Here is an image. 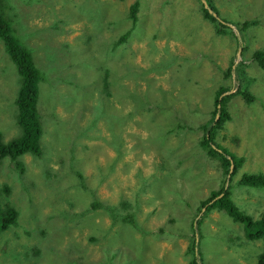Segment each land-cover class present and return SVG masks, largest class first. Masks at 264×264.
Returning <instances> with one entry per match:
<instances>
[{
    "label": "rangeland",
    "instance_id": "obj_1",
    "mask_svg": "<svg viewBox=\"0 0 264 264\" xmlns=\"http://www.w3.org/2000/svg\"><path fill=\"white\" fill-rule=\"evenodd\" d=\"M2 2L41 72L44 134L41 156L7 157L0 165V208L19 212L16 225L0 232V264H189L193 239L201 264H257L262 241L247 240L225 212H200L228 179L200 141L217 90L237 91L249 81L246 72L255 99L234 95L214 140L243 158L231 197L259 218L264 187L239 180L264 176V71L252 58L264 47V0H213L224 24L260 21L242 32L250 48L240 57L235 28L217 35L200 0H140L126 38L135 0ZM232 61L235 69L245 64L243 79L233 68L227 76ZM20 89L0 40L5 141L21 133Z\"/></svg>",
    "mask_w": 264,
    "mask_h": 264
},
{
    "label": "trees",
    "instance_id": "obj_2",
    "mask_svg": "<svg viewBox=\"0 0 264 264\" xmlns=\"http://www.w3.org/2000/svg\"><path fill=\"white\" fill-rule=\"evenodd\" d=\"M206 1L207 4L205 6L202 0H200L205 19L214 25L215 33L217 35L229 34V32L232 30V27L228 24H224L216 15H214L215 9L213 7V0ZM0 5H4L2 0H0ZM140 6V0H135V2L130 6V11L128 12L127 16L129 19H131V21H133V25L128 31H126L125 34H122L123 36L121 35V37L126 38L133 31L139 19ZM210 10H212L213 13L210 12ZM259 24V19L254 18L250 20L239 21L236 23V25H234L239 32L240 39L237 36L235 37L237 40L239 39L241 53H244L250 48L245 46L241 36L242 32L246 31L250 27L258 26ZM0 40L3 42L5 50L11 57L12 62L16 64L17 72L22 79L21 89L18 98L16 99V105L18 109L17 123L21 129V133L18 137L10 141H5L3 134L0 132L1 165L3 160L7 157L11 158L12 160H18L20 157L26 154H31L37 157L41 156V137L44 134V127L41 123V118L38 113V84L41 81V72L34 62L30 49L22 43L20 37L16 34L15 29L11 26V21L6 17L1 6ZM252 58L258 67L264 71V47L258 48L256 51H254ZM233 65L234 62L232 61L231 66L226 72L228 77L231 76ZM244 66L245 64L241 62L235 69L237 77L240 80L244 78ZM224 76L225 78H228L226 75ZM105 78L109 87L108 76L106 75ZM245 79H248V82H250V78L246 75V72ZM247 83L244 82L240 84V87L237 91L229 94H225L230 92L229 87H219L214 101L215 114L211 120L208 121L207 126L203 128L205 133L200 141L201 146L204 149H207L206 153L220 162L226 176L230 173L232 163L234 164V171L232 173L233 177V175L238 171V168L242 166L244 160L243 158H238L235 154L227 151L226 148L217 143L214 138L216 136V130L222 128L226 118H228L227 104L234 95H242L247 103H251L255 99V97L250 94L248 90L249 85ZM216 114H218V116L220 115L217 121ZM208 127H212L211 132L207 131ZM227 182L228 180H226L224 184L221 185L218 191H213L206 200L201 202L200 212H202L203 208H206L204 215L214 208L218 209L219 211H224L234 221L240 222L244 225V234L248 240H262L264 242V214L260 219L254 220L250 216L240 211L231 199V186H226ZM240 183L244 186L264 187V176L260 174H243L240 179ZM3 188V191H10L8 186ZM18 213V210L13 205H7L4 208H0V232H3L4 230L9 229L11 226L16 225ZM188 253L190 256L189 264H201L202 260L198 250V241H196V239L191 241V244L188 248ZM257 264H264V252L260 254Z\"/></svg>",
    "mask_w": 264,
    "mask_h": 264
},
{
    "label": "clouds",
    "instance_id": "obj_3",
    "mask_svg": "<svg viewBox=\"0 0 264 264\" xmlns=\"http://www.w3.org/2000/svg\"><path fill=\"white\" fill-rule=\"evenodd\" d=\"M203 2V1H202ZM212 13H213V11H212ZM214 15H216L215 13H214ZM233 28V27H232ZM235 28V30L237 31V33H238V35H239V32H238V30H237V28L236 27H234ZM233 28V29H234ZM239 38H240V36H239ZM239 51H241V49L239 50ZM235 66H236V62L234 63V65H233V69H235ZM39 84H40V82H39ZM39 84H38V90H39ZM108 89H109V87L108 88H106V90L108 91ZM236 91V90H235ZM234 91V92H235ZM109 92V91H108ZM39 96H40V91H39ZM40 100V99H39ZM39 100H38V102H39ZM38 113H39V111H38ZM40 115V114H39ZM220 116V115H219ZM219 116H218V114H217V117H216V121L219 119ZM202 129H203V127H202ZM227 150V149H226ZM208 155V154H207ZM209 156V155H208ZM232 165H233V169H232V172H230L227 176H228V182H227V184H226V186H228V185H230V179H231V177H232V173H233V171H234V164L232 163ZM232 165H231V167H232ZM239 170V169H238ZM231 171V170H230ZM251 174H256V173H251ZM235 175V174H234ZM233 175V176H234ZM232 180V179H231ZM239 184L240 185H242L241 183H240V180H239ZM248 187H252V186H248ZM257 188H260V187H257ZM231 191L233 192V190H232V188H231ZM232 196V195H231ZM231 199H232V201L234 202V204L236 205V207L240 210V211H242L240 208H239V206L237 205V203L235 202V200H234V198H232L231 197ZM212 210H218V209H216V208H214V209H212ZM206 211V208H204V210H202V212H201V214L203 213V212H205ZM221 212H224V211H221ZM244 214H246V215H248V216H250L248 213H246L245 211H242ZM264 214V212L261 214V216L259 217V218H253L252 216H250L251 218H253L254 220H258V219H260L261 217H262V215ZM234 221V220H233ZM235 222H237V221H235ZM238 223H240V222H238ZM241 225H242V227H243V232H244V225L242 224V223H240ZM244 236H245V234H244ZM246 238V237H245ZM247 239V238H246ZM248 240V239H247ZM249 241H251V240H249ZM255 241H262V240H255ZM263 242V241H262ZM263 245H264V242H263ZM264 252V251H263ZM263 252H261L260 254H262ZM260 256V255H259ZM259 258V257H258ZM258 260V259H257Z\"/></svg>",
    "mask_w": 264,
    "mask_h": 264
},
{
    "label": "water",
    "instance_id": "obj_4",
    "mask_svg": "<svg viewBox=\"0 0 264 264\" xmlns=\"http://www.w3.org/2000/svg\"><path fill=\"white\" fill-rule=\"evenodd\" d=\"M203 1V3L205 4V6H206V4H207V1L206 0H202ZM210 12H212V10H210ZM241 56V51H239V53H238V57H240ZM229 93H231V92H227V93H225V94H229ZM225 94H223V95H225ZM222 95V96H223ZM219 107H220V105H219ZM232 169H233V165H232V167H231V171L230 172H232Z\"/></svg>",
    "mask_w": 264,
    "mask_h": 264
},
{
    "label": "bare ground",
    "instance_id": "obj_5",
    "mask_svg": "<svg viewBox=\"0 0 264 264\" xmlns=\"http://www.w3.org/2000/svg\"><path fill=\"white\" fill-rule=\"evenodd\" d=\"M21 80H22V79H21V77H20V85H21ZM16 121H17V120H16ZM0 132H1V131H0ZM1 133H2V132H1Z\"/></svg>",
    "mask_w": 264,
    "mask_h": 264
}]
</instances>
